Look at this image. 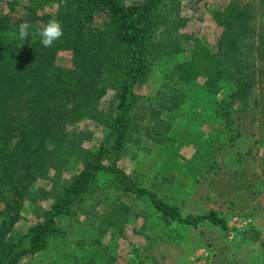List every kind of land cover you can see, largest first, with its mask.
I'll list each match as a JSON object with an SVG mask.
<instances>
[{"label":"trees","instance_id":"trees-1","mask_svg":"<svg viewBox=\"0 0 264 264\" xmlns=\"http://www.w3.org/2000/svg\"><path fill=\"white\" fill-rule=\"evenodd\" d=\"M0 1V264H21L46 250L61 233L59 221L81 208L100 176L107 178L110 194L144 201L166 223L207 221L226 231L216 211L183 214L140 184L121 161L141 129L154 143L171 146L170 123L160 114L178 109L186 97L174 82L199 84L212 95L214 116L224 127L232 124L235 104L256 107L264 142V30L248 0H227L213 11L219 32L212 49L184 30L188 18L179 0ZM51 19L61 22L64 34L46 48L37 27ZM26 21L33 27L21 40L19 25ZM183 53L166 77L174 85L159 92L146 118L138 88L157 59ZM109 89L116 100L112 113L99 107ZM80 125L105 129L95 150L84 146L92 134ZM38 179L48 180L49 188L37 186ZM46 200L51 202L36 206L27 230L14 236L26 204ZM112 204L103 220L123 235L130 207ZM261 248L264 253V240Z\"/></svg>","mask_w":264,"mask_h":264},{"label":"rangeland","instance_id":"rangeland-1","mask_svg":"<svg viewBox=\"0 0 264 264\" xmlns=\"http://www.w3.org/2000/svg\"><path fill=\"white\" fill-rule=\"evenodd\" d=\"M179 2L181 15L188 18L184 30L212 49L219 32L212 14L223 8L227 0ZM248 2L257 27L264 30V1ZM24 3L20 0V4ZM2 4L0 1V8ZM20 6L14 8L17 13ZM184 57L183 53L157 59L148 82L137 90L140 111L146 118L151 109H156L159 92L167 93L175 83L186 94L178 109L160 114L170 123L171 146L154 143L141 129L134 134L121 164L140 184L178 205L183 214L216 211L225 220L227 230L207 221L194 225L166 223L144 201L110 194L107 178L100 176L81 208H74L59 221L60 235L46 250L23 259L21 264H264L261 116L256 107L237 103L232 108V124H220L214 116L213 96L206 95L199 84L166 79L174 64ZM59 63L65 64L64 58ZM115 104L114 92L109 89L99 107L112 113ZM80 127L92 134L83 143L90 150H95L106 136L102 126ZM166 175L171 178L161 183L159 179ZM35 184L46 189L50 186L46 179H38ZM50 202L27 203L13 235H22L35 220L36 206L43 208ZM121 202L130 207L123 235L103 220L109 203Z\"/></svg>","mask_w":264,"mask_h":264},{"label":"clouds","instance_id":"clouds-1","mask_svg":"<svg viewBox=\"0 0 264 264\" xmlns=\"http://www.w3.org/2000/svg\"><path fill=\"white\" fill-rule=\"evenodd\" d=\"M32 27L33 25L30 22L21 23L19 25V38L21 40L27 39L29 29ZM37 32L41 37V44L46 48L52 47L54 42L59 40L64 34L62 24L57 19H51L43 27H37Z\"/></svg>","mask_w":264,"mask_h":264}]
</instances>
